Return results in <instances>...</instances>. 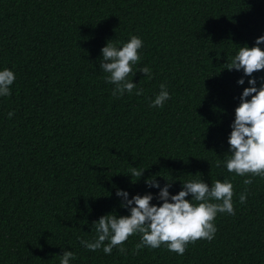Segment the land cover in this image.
Masks as SVG:
<instances>
[{
	"label": "trees",
	"instance_id": "obj_1",
	"mask_svg": "<svg viewBox=\"0 0 264 264\" xmlns=\"http://www.w3.org/2000/svg\"><path fill=\"white\" fill-rule=\"evenodd\" d=\"M132 35L143 46L130 78L143 94L117 98L101 49ZM260 36L264 0H0V70L16 77L0 96V264H60L63 251L70 264H264V177L217 167L248 80L264 83V70L249 77L227 63ZM161 84L170 99L152 107ZM153 176L160 188L145 183ZM192 179L233 184L235 215L217 214L211 242L182 256L165 245L133 254L139 234L126 254L81 244L101 216L130 215L117 190L159 206L167 183L175 195Z\"/></svg>",
	"mask_w": 264,
	"mask_h": 264
},
{
	"label": "clouds",
	"instance_id": "obj_2",
	"mask_svg": "<svg viewBox=\"0 0 264 264\" xmlns=\"http://www.w3.org/2000/svg\"><path fill=\"white\" fill-rule=\"evenodd\" d=\"M261 44H264V36L258 37L253 47H239L226 68L237 71L243 69L244 74L249 77L254 72L264 70V50L259 47ZM142 46L143 41L132 35L126 43H114L110 40L101 49L100 68L108 74L106 82L114 85L113 96L119 98L126 92H135L137 96L143 94V89L138 88L130 78L136 74L133 66L138 65L141 60L138 50ZM138 71L151 79V70L147 66ZM15 79V74L10 69L0 70V96L11 95L10 89ZM237 83L243 85L245 81L241 78ZM248 84L250 87L244 88L240 104L235 109V120L228 139L229 155L223 162L217 161V167L223 164L229 173L242 177L249 174L251 177H264V83L257 88V81L252 78L248 80ZM168 99L170 94L167 85L161 84L160 92L151 106L163 107ZM13 115V112L8 113L9 118ZM143 172L144 170L136 167L130 169L131 176L138 179ZM253 182L252 178H247L243 184L247 186ZM145 183L149 187L160 188L155 176ZM170 187L169 182L160 190L158 198L162 203L159 206L151 203L152 194H137L128 199L126 191L117 190L116 195L123 197L121 207L127 208L130 215L117 216L109 213L101 216L92 224L96 233L93 240H81V244L90 251L102 248L105 254L110 255L113 248H118L121 254H126L125 241L130 236L139 234L140 242L134 245L133 254H138L144 247L157 249L165 245L168 251L182 256L189 243L194 244L197 240L211 242L214 239L217 232L214 220L218 213L235 215L233 184L227 179L215 180L211 186L199 179L188 180L182 183V190L175 195H170ZM189 195L191 200L186 199ZM247 195L248 188L245 187L239 195L241 204L246 202ZM73 259V252L63 251L60 264H70Z\"/></svg>",
	"mask_w": 264,
	"mask_h": 264
}]
</instances>
